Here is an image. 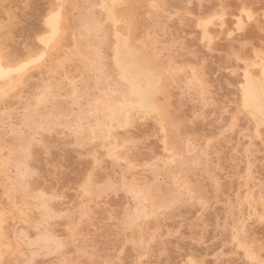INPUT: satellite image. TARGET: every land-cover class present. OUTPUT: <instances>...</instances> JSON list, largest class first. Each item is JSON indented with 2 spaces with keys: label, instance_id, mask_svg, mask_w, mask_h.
I'll return each mask as SVG.
<instances>
[{
  "label": "rangeland",
  "instance_id": "1",
  "mask_svg": "<svg viewBox=\"0 0 264 264\" xmlns=\"http://www.w3.org/2000/svg\"><path fill=\"white\" fill-rule=\"evenodd\" d=\"M262 49L264 0H0V264L264 258Z\"/></svg>",
  "mask_w": 264,
  "mask_h": 264
},
{
  "label": "snow or ice",
  "instance_id": "2",
  "mask_svg": "<svg viewBox=\"0 0 264 264\" xmlns=\"http://www.w3.org/2000/svg\"><path fill=\"white\" fill-rule=\"evenodd\" d=\"M102 7L107 8L108 5H103ZM118 7H124V5H122V4H117V3H114V4L112 5V8H113V9L118 8ZM248 19H249V21H251V20L253 19V17L251 16V14H248ZM240 27H241V29H243V27H244L243 22L240 24ZM258 55H259V58H260L261 60H264V49H262ZM84 264H89V262H88V261H85ZM93 264H95V262H93ZM105 264H116V262H114V261H107V262H105ZM249 264H264V258H262L259 262H257V261H256V260L250 255V256H249Z\"/></svg>",
  "mask_w": 264,
  "mask_h": 264
},
{
  "label": "bare ground",
  "instance_id": "3",
  "mask_svg": "<svg viewBox=\"0 0 264 264\" xmlns=\"http://www.w3.org/2000/svg\"><path fill=\"white\" fill-rule=\"evenodd\" d=\"M60 1V0H59ZM120 3H123V2H120ZM56 14H57V12H56ZM55 14V15H56ZM60 14V13H59ZM253 15V14H252ZM54 17V16H53ZM52 17V18H53ZM58 17V16H57ZM59 18V17H58ZM55 20V19H54ZM52 21V20H51ZM207 22V21H206ZM213 23V22H212ZM49 24V23H48ZM48 24H47V28H48ZM209 24V23H208ZM210 25V24H209ZM52 26H54V24L52 25ZM56 26V25H55ZM52 29V28H51ZM55 29H57V28H55ZM50 30V29H49ZM53 30V29H52ZM54 32V31H53ZM52 32V33H53ZM51 33V34H52ZM50 35V34H49ZM48 35V36H49ZM53 35V34H52ZM52 35H50V36H52ZM121 35V34H120ZM46 36V35H45ZM207 38V37H206ZM48 39H50V38H48ZM48 39L46 40V41H48ZM211 41V40H210ZM51 42V41H50ZM45 43V42H44ZM48 43V42H47ZM47 43H46V45H47ZM49 44V43H48ZM129 44V43H128ZM45 45V44H44ZM125 45V44H124ZM126 47V46H125ZM47 48V47H46ZM4 58V57H3ZM40 58H42V57H40ZM131 59V58H130ZM29 60V59H28ZM31 60V59H30ZM29 60V61H30ZM33 61V60H32ZM37 61V60H36ZM36 61H34V62H36ZM25 62V61H24ZM23 62V63H24ZM22 63V62H21ZM26 63H24V65H25ZM31 64V63H30ZM14 65V64H13ZM17 65V64H16ZM19 65V64H18ZM23 65V66H24ZM25 66H27V65H25ZM17 67L18 66H16L15 68L17 69ZM19 68H20V65H19ZM11 70H14V68L12 69V68H10ZM9 68H7V67H5L4 65H3V63H2V59H1V56H0V76L1 77H4V76H6V75H8V73H10V70ZM21 69V68H20ZM142 70V69H141ZM15 72H17V71H15ZM12 73V72H11ZM13 74H14V72H13ZM16 74V73H15ZM147 75H149V74H147ZM9 77H10V75H9ZM8 78V77H7ZM152 78V77H151ZM158 81V80H157ZM153 82V81H152ZM12 83V82H11ZM152 84V83H151ZM250 87V86H249ZM254 92V91H253ZM254 96H255V94H253ZM264 95V94H263ZM250 98V97H249ZM258 100V99H257ZM252 101V100H251ZM252 103V102H251ZM248 107V106H247ZM250 107V106H249ZM252 107V106H251ZM257 107V106H256ZM255 107V108H256ZM145 109V108H144ZM151 109V108H150ZM256 109H258V111H260V108H256ZM146 110V109H145ZM152 111V110H151ZM253 111V110H252ZM261 112V111H260ZM256 113H257V110H256ZM254 115V114H253ZM258 114H255L254 116H257ZM260 115V114H259ZM263 116V115H262ZM256 118V117H255ZM259 119H261V118H259ZM263 123V122H262ZM176 157V156H175Z\"/></svg>",
  "mask_w": 264,
  "mask_h": 264
}]
</instances>
